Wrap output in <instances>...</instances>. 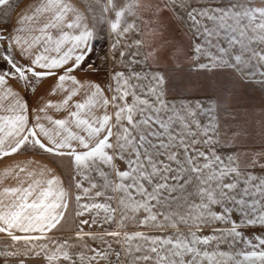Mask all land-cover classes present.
Masks as SVG:
<instances>
[{"label":"snow or ice","instance_id":"1","mask_svg":"<svg viewBox=\"0 0 264 264\" xmlns=\"http://www.w3.org/2000/svg\"><path fill=\"white\" fill-rule=\"evenodd\" d=\"M76 2L0 0V264H264V0Z\"/></svg>","mask_w":264,"mask_h":264},{"label":"crops","instance_id":"2","mask_svg":"<svg viewBox=\"0 0 264 264\" xmlns=\"http://www.w3.org/2000/svg\"><path fill=\"white\" fill-rule=\"evenodd\" d=\"M131 0H112V3H114L116 5L117 8L120 7H124L127 6L128 3H130ZM222 3L227 4L228 0H221ZM81 5H85L83 3L82 0H78V2H76V6L79 8ZM81 11H83V8H81ZM13 16H15V13L12 14ZM111 15V11H109V13L105 14L103 17V21L105 24H107L109 16ZM5 19L4 13L0 12V20ZM89 22L91 23V15L89 14L88 16ZM141 20L146 19L145 17H140ZM142 28L144 27V25H140ZM164 27L166 29H168V31L166 32L167 35V39L169 43H175V44H179V45H187L190 42V36L189 34L186 33L185 29L183 27H181L179 24L176 23H172L171 26H169L168 22H165ZM107 30V26L105 25V32ZM147 38V37H146ZM111 43V39L107 37V35H104L103 37L99 38V42L96 43V51L94 54L93 59H96L97 57H99L98 60H96V62L102 67L105 68V70L107 72L111 71V64L105 66L103 64V58H104V53L108 51V47ZM190 51V49H189ZM169 59L172 61V67L175 68L177 66V62L175 60L174 57L170 56ZM183 63L185 65H187L184 68V71L186 73H191L194 77L196 75L195 71L193 70V67L191 65V63L188 60H184ZM161 67H167V62H164ZM99 80L103 81L100 76H99ZM103 86V85H102ZM183 95H191L193 96L192 99V103H195V97H199L201 99V101L205 104H208L209 101L204 99L203 94L202 93H185ZM29 101L31 102V97H29ZM177 102H179V99L177 100ZM253 103H259V99H254L252 101ZM255 114L257 116H259L260 114V109L256 108L255 110ZM55 116H59V114H54ZM257 127L259 125V121H256ZM259 133L257 132V139L255 140V146H257V150H259L258 146L260 145V140H259ZM29 159H39L38 157H31V156H19V157H13L12 158V163L15 162H25ZM7 163V162H6ZM44 164L47 165L48 168L52 169V172L50 174H46L44 177H42L43 179H50L52 178L53 175H55L56 177H58L60 180L65 181V174L62 171L61 167H57L55 165H51L48 164L47 161H43ZM6 167L5 164H0V191H2L3 187L6 186H15L16 182L12 179H5L4 173L6 172ZM31 170V169H30ZM37 179H41V177L38 175L36 177ZM65 186H66V181H65ZM68 225V226H67ZM75 228V224L73 223L72 217L70 218V220L68 222H64V229L62 232H57V234H65V235H74V229ZM89 229L85 230L88 231ZM127 231H135V230H146V229H137L134 226H129L127 229ZM150 234H158V233H150ZM6 239L3 237H0V247H3V243L2 240Z\"/></svg>","mask_w":264,"mask_h":264},{"label":"rangeland","instance_id":"3","mask_svg":"<svg viewBox=\"0 0 264 264\" xmlns=\"http://www.w3.org/2000/svg\"><path fill=\"white\" fill-rule=\"evenodd\" d=\"M82 1H83V3H84L85 5L87 4V0H82ZM97 15H98V16L100 15V13H99V9L97 10ZM100 78H101L102 80H106V79H107V77H106L104 74H101V75H100ZM60 167H61L62 171L64 172L65 176L67 177V175H68L67 169L64 167L63 164H61ZM71 217H72V215L70 214L69 217H68V220H67L66 222H68V221L70 220ZM67 226H68V225H67ZM87 229H88V228L86 227L85 230H87ZM94 231H95V230H94ZM64 236H71V237H74L75 234H74V235H65V234H57V233H56V238H57V239H62ZM89 243H92V242L89 241Z\"/></svg>","mask_w":264,"mask_h":264}]
</instances>
